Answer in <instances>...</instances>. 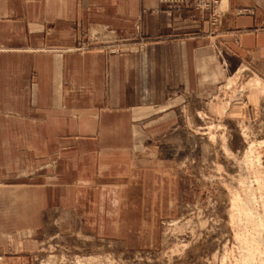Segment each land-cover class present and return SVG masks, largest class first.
<instances>
[{
	"label": "crops",
	"instance_id": "1",
	"mask_svg": "<svg viewBox=\"0 0 264 264\" xmlns=\"http://www.w3.org/2000/svg\"><path fill=\"white\" fill-rule=\"evenodd\" d=\"M223 3L212 27L159 0H0V264H36L28 237L65 219L152 241L175 181L139 163L134 141L174 126L171 92L193 89L209 51L264 66V0Z\"/></svg>",
	"mask_w": 264,
	"mask_h": 264
},
{
	"label": "rangeland",
	"instance_id": "2",
	"mask_svg": "<svg viewBox=\"0 0 264 264\" xmlns=\"http://www.w3.org/2000/svg\"><path fill=\"white\" fill-rule=\"evenodd\" d=\"M222 9L219 21L205 11L212 27L222 23ZM201 70L192 90L171 92L174 126L134 141L139 163L175 181V206L156 221L152 241L90 236L65 219L47 237H28L36 264H245L251 235L252 264H264V66L232 65L214 50ZM2 174L0 163V185L7 183Z\"/></svg>",
	"mask_w": 264,
	"mask_h": 264
},
{
	"label": "built area",
	"instance_id": "3",
	"mask_svg": "<svg viewBox=\"0 0 264 264\" xmlns=\"http://www.w3.org/2000/svg\"><path fill=\"white\" fill-rule=\"evenodd\" d=\"M224 0H159L162 7L169 11L177 6L190 5L196 10L209 11L210 17L214 21H219L222 15V6Z\"/></svg>",
	"mask_w": 264,
	"mask_h": 264
},
{
	"label": "bare ground",
	"instance_id": "4",
	"mask_svg": "<svg viewBox=\"0 0 264 264\" xmlns=\"http://www.w3.org/2000/svg\"><path fill=\"white\" fill-rule=\"evenodd\" d=\"M256 84H259V82L256 80L255 81ZM251 149V148H250ZM249 149V150H250ZM252 150H250V153ZM251 155V154H250ZM251 159V157H249ZM245 207V206H244ZM247 209V214H246V219L250 220V216H251V211L249 209L248 206H246ZM240 214V213H239ZM239 214H237V217L239 218V220H237V222L239 224H241L242 219L239 217ZM235 216V215H234ZM233 217V216H232ZM235 217H233L234 219ZM235 220V219H234ZM247 227V226H246ZM241 236V235H240ZM246 238L244 239V242L247 244V250L246 252H244L241 261L244 262L245 264H252V235L251 236H245Z\"/></svg>",
	"mask_w": 264,
	"mask_h": 264
}]
</instances>
